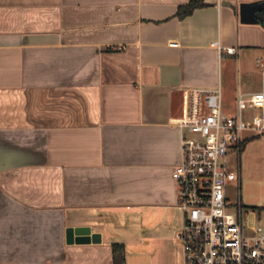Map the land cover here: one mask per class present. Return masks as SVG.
Wrapping results in <instances>:
<instances>
[{
  "label": "crops",
  "instance_id": "obj_1",
  "mask_svg": "<svg viewBox=\"0 0 264 264\" xmlns=\"http://www.w3.org/2000/svg\"><path fill=\"white\" fill-rule=\"evenodd\" d=\"M190 1L0 0V264H113L114 244L125 264H182L186 92L220 89L236 114L264 87L262 13L239 14L264 0L180 19ZM76 227L101 242L68 244Z\"/></svg>",
  "mask_w": 264,
  "mask_h": 264
},
{
  "label": "built area",
  "instance_id": "obj_2",
  "mask_svg": "<svg viewBox=\"0 0 264 264\" xmlns=\"http://www.w3.org/2000/svg\"><path fill=\"white\" fill-rule=\"evenodd\" d=\"M214 46L236 53L219 43ZM257 66L264 77V57ZM186 95L187 110L178 123L183 159L173 173L183 216L176 233L182 264H264V223H244L241 204L229 212L227 198L229 183L238 182L240 189V173L228 169V155L240 153L245 131L264 134V87L239 96L234 116L224 112L220 89H190Z\"/></svg>",
  "mask_w": 264,
  "mask_h": 264
},
{
  "label": "rangeland",
  "instance_id": "obj_3",
  "mask_svg": "<svg viewBox=\"0 0 264 264\" xmlns=\"http://www.w3.org/2000/svg\"><path fill=\"white\" fill-rule=\"evenodd\" d=\"M261 71V70H260ZM224 112L230 116L235 115V107ZM250 112H245V116ZM255 134L252 131H245L243 137ZM258 139V138H257ZM254 141V140H252ZM264 141L255 140L247 148L245 153L240 155L238 161L237 152H230L227 158V167L230 171L240 173V189L238 182H231L227 185V198L231 204L228 211H236L239 203L242 206L243 220L247 223L254 220L256 224L264 223ZM240 165V171H239ZM181 224V216L178 218ZM178 247L181 243L176 241Z\"/></svg>",
  "mask_w": 264,
  "mask_h": 264
},
{
  "label": "water",
  "instance_id": "obj_4",
  "mask_svg": "<svg viewBox=\"0 0 264 264\" xmlns=\"http://www.w3.org/2000/svg\"><path fill=\"white\" fill-rule=\"evenodd\" d=\"M264 7L257 4H241L239 9L240 21L243 24H257L261 18L257 13H262ZM101 242V235L92 233L89 227H76L67 229V243L68 244H99Z\"/></svg>",
  "mask_w": 264,
  "mask_h": 264
},
{
  "label": "trees",
  "instance_id": "obj_5",
  "mask_svg": "<svg viewBox=\"0 0 264 264\" xmlns=\"http://www.w3.org/2000/svg\"><path fill=\"white\" fill-rule=\"evenodd\" d=\"M207 5L201 0H193L190 1L187 5L181 6L178 9L177 16L180 19H185L186 17L193 14V12L197 9L204 8ZM262 19L264 21V11L262 12ZM259 136H255L251 139H247L243 141L240 146V152H242L247 145L252 140L257 139ZM264 209V207H263ZM112 254H113V264H125V247L120 244H114L112 246Z\"/></svg>",
  "mask_w": 264,
  "mask_h": 264
}]
</instances>
